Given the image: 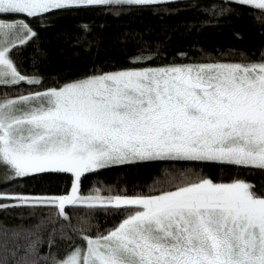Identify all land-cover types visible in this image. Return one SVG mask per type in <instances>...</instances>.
Segmentation results:
<instances>
[{"label": "snow or ice", "instance_id": "6c2138e0", "mask_svg": "<svg viewBox=\"0 0 264 264\" xmlns=\"http://www.w3.org/2000/svg\"><path fill=\"white\" fill-rule=\"evenodd\" d=\"M245 13L264 34V0H0V264H264V190L239 175L264 172V49L199 43ZM57 21L76 73L40 70ZM149 168L146 188H83Z\"/></svg>", "mask_w": 264, "mask_h": 264}, {"label": "trees", "instance_id": "16d2710c", "mask_svg": "<svg viewBox=\"0 0 264 264\" xmlns=\"http://www.w3.org/2000/svg\"><path fill=\"white\" fill-rule=\"evenodd\" d=\"M222 2V0H217ZM90 17L86 16L85 19ZM99 19V18H97ZM116 21H112V26L105 30L108 38H113L116 34L123 31L125 25L121 24L116 27ZM158 22L154 17H145L144 23L134 24L133 27L142 29L145 24L156 25ZM67 24V21H57L55 26L50 28L46 33H42L40 47L47 51L48 56L45 63L40 65V70L44 74L55 75L57 72L73 74L83 69L84 64L79 58L73 57L72 49L69 44L63 42L58 38L57 33ZM239 33V37L235 35ZM187 43V42H185ZM199 43L206 49H228L234 47L238 51H244L247 55L259 56L260 50L264 49V34L261 33L260 25L254 19L247 15L242 14L239 17L231 16L226 18L225 22L215 27H205L199 37ZM61 49L63 53L61 54ZM34 54V47L28 46L23 53V67L31 70V56ZM194 50H189V55H195ZM202 172L205 176L214 181L228 182L233 178L235 173L234 169H225L221 167H204ZM159 176L161 173L155 172ZM239 175L248 182L255 185L256 191L264 190V172L255 170L253 174H247L241 171ZM154 176L152 168L143 169L139 172H128L124 175L121 170L114 169L110 171H102L99 176H88L83 180V188L85 191L92 186V183L97 180L104 181L105 183L116 184L117 186H127L131 191L133 185H139L141 188L151 183ZM70 186V174H61L46 178L40 183L29 185L34 187L37 191L47 190L49 192H61Z\"/></svg>", "mask_w": 264, "mask_h": 264}]
</instances>
